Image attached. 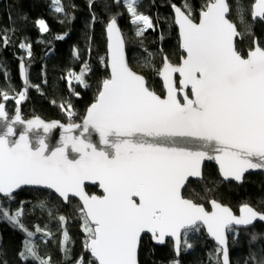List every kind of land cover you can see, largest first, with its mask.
Instances as JSON below:
<instances>
[{
    "label": "snow or ice",
    "instance_id": "6c2138e0",
    "mask_svg": "<svg viewBox=\"0 0 264 264\" xmlns=\"http://www.w3.org/2000/svg\"><path fill=\"white\" fill-rule=\"evenodd\" d=\"M94 2L90 0V8ZM139 2L125 0V7L136 25V36L141 37L155 25L151 17L138 11ZM53 3L56 12L65 11L61 0ZM236 8L244 24L239 0ZM172 9L184 55L178 64L162 56V67L156 71L164 82L163 97L129 66L125 38L113 17L106 26V67L110 72L101 80L82 124L71 122L75 112L70 103L61 104L70 121L65 125L45 122L39 116L25 122L19 107L14 118L9 117L6 104L0 102V195L11 201L22 186H44L65 203L71 197L79 198L84 247L92 257L87 264H139L145 233L157 243L175 238L178 255L182 241L185 249L192 247L187 236L199 232L201 226L218 242L216 255L209 254L210 264H230L227 234L236 235L238 228L252 226L257 220L264 222V212L248 203L237 216L215 199L209 201V211L203 203L182 195L190 177L204 179L202 163L206 159L218 162L224 179L237 182L249 170H264V45L254 40L247 54H241L234 38L242 34L228 18V0H206L198 20L187 0L182 6L172 4ZM251 15L253 20H264V0H254ZM37 23L41 32L48 31L43 19ZM245 33L250 34L246 25ZM0 40L5 45L9 42L6 32L0 34ZM20 47L28 48L31 56L30 45ZM73 54L79 58L78 50ZM146 66L154 68L151 53ZM20 68L24 90L16 96L0 90V100L14 99L19 105L30 87L39 89L29 83L23 63ZM90 71L87 63L79 74L70 71L69 85L75 80L88 87L85 76ZM177 73L179 87L174 79ZM25 123L27 127L15 138L14 126ZM57 126L65 134L50 148L46 136ZM93 131L99 134V145L91 139ZM86 182L98 183L103 194H88ZM23 204L15 211L0 204V218L26 233L28 239L20 253L23 258L51 264L50 257L39 255L32 238L37 233L48 237L52 233L39 226L28 230L22 223ZM37 206L43 209L47 204L39 201ZM48 211L51 215V209ZM58 219L62 225L67 221L63 215ZM261 238L264 234L252 233L250 245ZM69 242L65 228L60 245L66 259H70ZM75 264H85L84 257H78ZM245 264H264V246L250 250Z\"/></svg>",
    "mask_w": 264,
    "mask_h": 264
},
{
    "label": "trees",
    "instance_id": "16d2710c",
    "mask_svg": "<svg viewBox=\"0 0 264 264\" xmlns=\"http://www.w3.org/2000/svg\"><path fill=\"white\" fill-rule=\"evenodd\" d=\"M239 2L243 6L244 24L238 18L236 0H229V17L242 34L237 39V49L246 55L253 47L254 40L264 45V21L252 19L254 0ZM61 3L65 11L58 13L55 11L53 0H0V34L6 32L9 39L6 45L0 40V90L7 89L10 96H13L14 91L24 90L19 70L21 62H24L27 69L29 83L39 86V89L30 87L25 100L19 105L14 99L6 101L10 113L14 114L19 107L26 117L30 116V112H34V115L46 119L57 118L69 123V117L61 108V104L70 103L75 112L71 122L82 121L87 108L95 101L101 80L109 75L106 67L105 27L113 17L117 19L124 34L130 64L146 77L152 89L161 95L164 94L156 69L162 67L163 55H167L175 64H178L184 55L172 11V4L182 6L183 0H140L138 11L151 17L155 25L154 29H148L141 37L136 36L131 14L121 0H95L91 8L90 0H61ZM187 3L198 20L199 11L206 0H187ZM93 15L96 17L95 21L92 20ZM41 19L48 26L47 32H41L39 29L37 21ZM245 25L250 29V34L245 33ZM57 36H62L63 39H56ZM22 43L31 46V56L28 55V48L20 47ZM74 49L79 52L78 59L73 54ZM149 53L152 54L154 68L146 66ZM101 58L104 59L103 63ZM85 63L91 69L85 76L88 87L75 80H72L70 86L67 79L69 72L79 74ZM203 177L202 181L191 180L188 183L184 190L185 197L203 203L207 208L209 201L216 199L236 212L245 203L257 211L264 212V173L247 174L241 185L226 183L221 179L217 167L206 163ZM206 188L210 190L207 193ZM86 190L89 194H100L97 186H86ZM39 201H45L47 207H38ZM21 202H24L22 223L25 227L35 231V227L39 226L52 233L50 237L37 233L32 238L41 257H50L51 264H75L76 259L81 256L87 264V261L92 259L84 247L86 233L81 227L82 220L77 211V206L81 203L77 199L70 198V202L65 204L51 192L35 188L21 189L11 201L0 195V204L12 211L19 208ZM60 215L67 217L63 225L58 219ZM65 228L70 236L67 245L70 249V259L65 258L60 245ZM252 233L264 234V224L258 222L248 229H237L236 235L228 233L231 264H245L250 250L256 251L264 246V238L250 245ZM26 239L28 237L24 231L0 218V264H37L35 259H25L20 255ZM187 241L192 247H183L180 258H177L171 241L157 246L150 238H144L139 251V262L176 264L178 261V264H210L209 254L215 256L217 246L208 238L204 228L201 226L199 232L189 233Z\"/></svg>",
    "mask_w": 264,
    "mask_h": 264
},
{
    "label": "water",
    "instance_id": "95a60500",
    "mask_svg": "<svg viewBox=\"0 0 264 264\" xmlns=\"http://www.w3.org/2000/svg\"><path fill=\"white\" fill-rule=\"evenodd\" d=\"M228 3H229V0H228ZM230 4V3H229ZM175 5H177V4H175ZM177 6H179V5H177ZM172 11H173V9H172ZM231 13V12H230ZM173 15H174V11H173ZM230 16V15H229ZM229 19H230V17H228ZM111 20V19H110ZM109 20V21H110ZM231 20V19H230ZM256 20H261V19H256ZM108 21V22H109ZM262 21H264V20H262ZM176 25V24H175ZM107 26V25H106ZM117 26L120 28V30H121V33L123 34V32H122V29H121V26H120V24L118 23V21H117ZM237 26V25H236ZM176 27H177V29H178V34H179V28H178V26L176 25ZM237 30H238V32H240V30L238 29V27H237ZM105 33H106V27H105ZM123 36H124V34H123ZM240 36H238V37H236V38H234V42H235V45H236V42H237V39L239 38ZM125 38V37H124ZM106 39H107V33H106ZM179 39H180V37H179ZM236 47H237V45H236ZM183 51V50H182ZM242 54V53H241ZM125 55H126V59L128 60V63H129V66L134 70V71H136L133 67H132V65L130 64V61H129V58H128V53H127V46H126V40H125ZM243 55V54H242ZM107 57H108V39H107ZM170 60V59H169ZM21 63H23L24 64V62H21ZM173 63V62H172ZM173 64H175V63H173ZM20 66H21V64H20ZM25 66V65H24ZM20 70V78H21V80H22V82L24 83V80H23V77H22V75H21V68L19 69ZM108 70H109V72H110V69L108 68ZM137 73H139V74H141L140 72H138V71H136ZM141 75H143V74H141ZM144 76V75H143ZM145 77V76H144ZM146 78V77H145ZM159 79H160V81H161V83H162V86H163V90H164V94L163 95H161L160 93H158L156 90V92H157V94H159V95H161L162 97L165 95V88H164V82H163V79L159 76ZM174 79H175V81H176V85H177V87H179V79H180V77H179V74L177 73V74H175V76H174ZM146 81H147V79H146ZM147 84H148V81H147ZM149 86V85H148ZM150 87V86H149ZM154 90V89H153ZM0 102H4L5 104H6V111H7V103L5 102V101H0ZM92 104V103H91ZM90 104V105H91ZM8 112V111H7ZM15 114H16V112L14 113V114H10V113H8V115H9V117H13L14 118V116H15ZM20 114H21V117H22V119L26 122V121H28V120H31V119H33L34 117H37V116H39L41 119H43L45 122H52V121H58L60 124H67L66 122H64V121H62V120H60V119H57V118H55V119H46V118H44L43 116H40V115H35V116H31V117H24L23 116V113H22V110L20 109ZM85 115H86V113H85ZM85 117V116H84ZM83 120H84V118L82 119V121H80V122H76L75 124H82L83 123ZM2 127H3V122H0V130H2ZM15 130H16V137L15 138H18L19 137V134L22 132V131H24L25 130V128L27 127V124L25 123V124H16L15 126ZM80 130H77V132H79ZM64 129L63 128H61V127H59V126H57L56 128H53L48 134H47V136H46V142L48 143V145H49V147L50 148H55L60 142H61V140H62V138H63V136H64ZM30 135H34V133H30ZM91 139H92V141H93V143H95V144H97V145H99L100 144V137H99V134L97 133V132H95V131H93V133H92V136H91ZM73 155H76L75 153H73ZM206 163H211V164H213V165H215L216 167H217V169H218V172H219V175H220V177H221V179L224 181V182H226V183H228V182H234V183H236V184H239V185H241V184H243V182H244V178H245V176L247 175V174H250V173H254V172H262V173H264V170H249L248 172H246L245 173V175H244V178H243V181L242 182H237V181H235L234 179H232V178H229V179H224L223 178V176H222V174L220 173V170H219V164H218V162L216 161V160H205V161H203V163H202V174H204V167H205V164ZM191 180H196V181H202V180H199V179H196V178H189V180H188V182H187V185H188V183L191 181ZM187 185H186V187H187ZM86 186H97L98 187V189H99V192H100V194H97L96 193V195H102L103 194V191H102V189H100V187H99V185H98V183H92V182H86V185H85V190H86ZM185 187V188H186ZM24 188H35V189H41V190H46V191H49V192H51L52 194H54V195H56L62 202H64L63 200H62V198H60L59 196H58V194H56L55 193V191L54 190H51V189H47L46 187H44V186H22V188L21 189H24ZM185 188L184 189H182V195H184V190H185ZM21 189H19V190H17L15 193H14V195L17 193V192H19ZM86 192L88 193V191L86 190ZM89 194V193H88ZM91 195V194H90ZM71 198H75V199H77L80 203H82L80 200H79V198H76V197H71ZM186 198H188V197H186ZM216 200V199H215ZM218 201V200H217ZM218 202H220V201H218ZM65 203V202H64ZM220 203H222V202H220ZM65 204H68V203H65ZM223 205H226V204H224V203H222ZM205 206V205H204ZM226 206H228V207H230L229 205H226ZM206 207V206H205ZM207 208V207H206ZM231 208V207H230ZM208 209V208H207ZM232 209V208H231ZM209 211H211V205H210V203H209V209H208ZM232 211H233V213L235 214V215H237V216H239L240 215V208H239V211L238 212H236L234 209H232ZM258 222H260V223H262V224H264V222H262V221H259V220H257L256 222H254V224L252 225V226H254L256 223H258ZM252 226H249V227H247V228H245V227H240V228H238V229H248V228H250V227H252ZM203 228H204V230H205V233H206V235L208 236V238L211 240V241H213L214 242V244L218 247V242L207 232V230H206V227H204V226H202ZM228 235V234H227ZM146 236H150L151 237V235L150 234H148V233H145V234H143V236H142V240H143V238L144 237H146ZM152 238V237H151ZM169 240H171L172 241V243H173V249H175V245H174V240H175V238H171V237H169V238H166V240H165V242L164 243H157V242H155L153 239H152V241H153V243L155 244V245H157V246H163V245H165L166 243H167V241H169ZM228 241H229V258H230V264H231V256H230V238H229V235H228ZM142 242V241H141ZM182 246H183V241H182V245H181V248H180V252H179V254L177 255V253H176V251L174 250V252H175V255H176V257H180L181 256V250H182ZM141 247V246H140ZM139 251H140V249H139ZM138 258H139V256H138ZM139 264H140V262H139Z\"/></svg>",
    "mask_w": 264,
    "mask_h": 264
},
{
    "label": "rangeland",
    "instance_id": "374dc122",
    "mask_svg": "<svg viewBox=\"0 0 264 264\" xmlns=\"http://www.w3.org/2000/svg\"><path fill=\"white\" fill-rule=\"evenodd\" d=\"M121 1H122L123 3H125V0H121ZM236 1H237V0H236ZM132 26H133V28L135 29V32H136V25H134V24L132 23ZM150 88H152V87L150 86ZM7 111H8V110H7ZM8 113H10V112L8 111ZM10 114H12V113H10ZM34 114H35L34 112H30V114H29L30 116H29V117H31L32 115L35 116ZM23 116L26 117V114L23 113Z\"/></svg>",
    "mask_w": 264,
    "mask_h": 264
},
{
    "label": "flooded vegetation",
    "instance_id": "af4514ba",
    "mask_svg": "<svg viewBox=\"0 0 264 264\" xmlns=\"http://www.w3.org/2000/svg\"><path fill=\"white\" fill-rule=\"evenodd\" d=\"M209 209V208H208ZM144 238H150L151 239V241H152V238L150 237V236H146V237H144ZM143 238V239H144ZM169 241H171V240H169ZM153 242V241H152ZM168 242V241H167ZM172 242V241H171ZM173 244V243H172ZM182 251H183V246H182V250H181V253H182ZM177 258H180V257H177Z\"/></svg>",
    "mask_w": 264,
    "mask_h": 264
},
{
    "label": "built area",
    "instance_id": "2783aa9c",
    "mask_svg": "<svg viewBox=\"0 0 264 264\" xmlns=\"http://www.w3.org/2000/svg\"><path fill=\"white\" fill-rule=\"evenodd\" d=\"M17 93H19V91H14L13 96H16ZM17 98H18V96H17ZM67 104H68V103H66V105H67ZM66 105H65V106H66Z\"/></svg>",
    "mask_w": 264,
    "mask_h": 264
}]
</instances>
